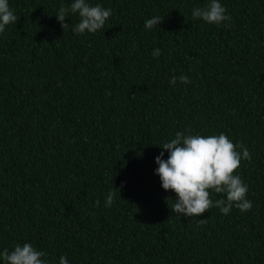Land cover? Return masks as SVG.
Masks as SVG:
<instances>
[{
  "label": "trees",
  "instance_id": "obj_1",
  "mask_svg": "<svg viewBox=\"0 0 264 264\" xmlns=\"http://www.w3.org/2000/svg\"><path fill=\"white\" fill-rule=\"evenodd\" d=\"M69 2L9 0L17 21L0 32V249L28 241L50 264H264V0H221L220 25L191 17L206 0H91L112 13L85 34L75 14L57 22ZM180 74L189 83L169 85ZM186 129L248 148L234 172L249 210L172 211L156 143Z\"/></svg>",
  "mask_w": 264,
  "mask_h": 264
},
{
  "label": "clouds",
  "instance_id": "obj_2",
  "mask_svg": "<svg viewBox=\"0 0 264 264\" xmlns=\"http://www.w3.org/2000/svg\"><path fill=\"white\" fill-rule=\"evenodd\" d=\"M112 13L111 8L103 7L91 0H70L67 5H61L55 12L56 20L64 29L65 17L72 14L78 16V21L72 25L74 34L95 33L104 27ZM193 19H201L208 24L220 25L231 19L221 0H206L202 6L191 9ZM163 17L153 15L144 21V29H152L159 25ZM17 16L9 6V0H0V32L6 25L16 22ZM161 54L159 47H153L152 57ZM177 81L189 83V77L184 74L172 75L168 78L169 85ZM160 152L154 157L156 167L153 169L164 190H173L175 199L172 211L184 217H198L205 210L216 207L221 214H228L235 207L241 213L252 207L251 200L246 198L248 185L243 181L238 168L241 160H250L251 153L240 142L235 144L223 132L218 134H192L189 130L176 131L174 137L156 143ZM239 149V150H237ZM165 150L167 155L165 157ZM209 190L223 194L215 200L210 198ZM114 193L109 190L104 199V206L111 207ZM203 220V219H201ZM0 264H50L46 253L25 241L16 243L11 250L0 249ZM54 264H70L65 255L54 258Z\"/></svg>",
  "mask_w": 264,
  "mask_h": 264
}]
</instances>
